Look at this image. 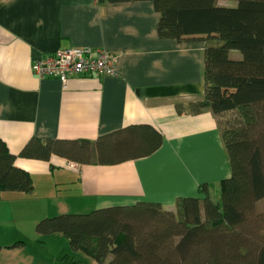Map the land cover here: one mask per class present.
I'll return each instance as SVG.
<instances>
[{
  "label": "crops",
  "instance_id": "crops-1",
  "mask_svg": "<svg viewBox=\"0 0 264 264\" xmlns=\"http://www.w3.org/2000/svg\"><path fill=\"white\" fill-rule=\"evenodd\" d=\"M158 18L150 1L0 0V138L33 183L30 193L0 194V244L10 247L0 264H21L22 247L11 245L23 241L16 225L26 219L30 226L42 214L137 201L172 208L178 197L199 196V185L229 177L217 116L188 107L204 96L205 40L161 38ZM83 46L113 55L116 74L62 84L31 69L35 58ZM133 125L161 133L151 155L115 165L18 156L32 138L92 144Z\"/></svg>",
  "mask_w": 264,
  "mask_h": 264
},
{
  "label": "trees",
  "instance_id": "trees-1",
  "mask_svg": "<svg viewBox=\"0 0 264 264\" xmlns=\"http://www.w3.org/2000/svg\"><path fill=\"white\" fill-rule=\"evenodd\" d=\"M99 1H150L159 15V37L204 38V96L188 107L193 113L210 110L217 119L228 114L219 132L230 175L199 185V196L178 197L172 208L137 201L59 213L39 219L36 233H62L72 251L101 264H264V210L257 209L264 199V0H233L230 6L219 0ZM232 50L240 58L230 57ZM161 140L153 127L133 125L92 144L32 138L18 156L115 165L151 155ZM15 158L0 138V194L33 189L31 175ZM59 262L81 264L68 253Z\"/></svg>",
  "mask_w": 264,
  "mask_h": 264
},
{
  "label": "rangeland",
  "instance_id": "rangeland-1",
  "mask_svg": "<svg viewBox=\"0 0 264 264\" xmlns=\"http://www.w3.org/2000/svg\"><path fill=\"white\" fill-rule=\"evenodd\" d=\"M218 2L219 4L226 6H230L235 3L233 0H219ZM234 52L236 53V56L240 58L238 52L234 50L229 52V55L231 54L230 57H233ZM227 116L228 114L225 113L219 114V125L222 129L225 128L228 123ZM75 165L70 166L75 167ZM213 197L216 198L215 192H213ZM257 209L264 210V199L257 203ZM29 213L34 212L29 211ZM50 216H53V214H50ZM50 216L42 214L40 219ZM30 217L32 216H27V218ZM35 223H37V221L32 225L30 224L29 226V222L26 219V221L16 225L23 237V243L18 245L19 247H22V252L20 251L21 254L18 257V261H20L21 264H60L59 258L66 253L71 254L75 258L79 259L81 264H101L80 251H72L69 247L67 237L62 233H53L44 236L37 234L35 231ZM9 231L12 232L13 230L9 228ZM15 240H19V238H16ZM1 245L3 244H0V246ZM7 248L10 247L1 248L2 252H7V250H10Z\"/></svg>",
  "mask_w": 264,
  "mask_h": 264
},
{
  "label": "built area",
  "instance_id": "built-area-1",
  "mask_svg": "<svg viewBox=\"0 0 264 264\" xmlns=\"http://www.w3.org/2000/svg\"><path fill=\"white\" fill-rule=\"evenodd\" d=\"M31 69L39 77H57L65 84L71 75H115V57L103 49L75 47L35 58Z\"/></svg>",
  "mask_w": 264,
  "mask_h": 264
}]
</instances>
